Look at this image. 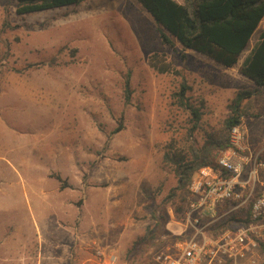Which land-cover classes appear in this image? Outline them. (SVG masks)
<instances>
[{
    "label": "rangeland",
    "instance_id": "rangeland-1",
    "mask_svg": "<svg viewBox=\"0 0 264 264\" xmlns=\"http://www.w3.org/2000/svg\"><path fill=\"white\" fill-rule=\"evenodd\" d=\"M16 5L0 0V264H157L183 221L165 155L218 139L245 91V144L264 149V88L240 73L264 20L226 68L164 45L136 0L24 16ZM154 53L170 73L149 65Z\"/></svg>",
    "mask_w": 264,
    "mask_h": 264
},
{
    "label": "trees",
    "instance_id": "trees-1",
    "mask_svg": "<svg viewBox=\"0 0 264 264\" xmlns=\"http://www.w3.org/2000/svg\"><path fill=\"white\" fill-rule=\"evenodd\" d=\"M16 13L24 16L37 12L58 10L78 6L86 0H16ZM154 18L161 42L171 47L177 41L183 49L204 55L226 68L235 67L246 51L250 39L264 20V0H136ZM149 65L159 73H170L171 65L164 54L154 53ZM240 73L251 80L256 87L264 88V30L260 41L252 48L249 56L240 68ZM189 87L182 86L177 94L182 106L192 110L198 123L201 115L187 97ZM253 96L245 91L232 101L230 115L225 121L224 134L218 139L207 140L201 148L189 150L176 149L165 155V161L173 166L177 186L168 199L173 202L177 216H183L189 200V187L194 174L203 167L218 169L221 152L230 147V130L243 123L245 111L243 102ZM244 220L238 215L228 218L224 224H218L214 234L231 225H239L249 220V211H245ZM163 226L167 224L164 216ZM159 234V230L155 232ZM155 234L151 233L142 241L150 246ZM177 239V237H175ZM156 263V262H155Z\"/></svg>",
    "mask_w": 264,
    "mask_h": 264
},
{
    "label": "built area",
    "instance_id": "built-area-1",
    "mask_svg": "<svg viewBox=\"0 0 264 264\" xmlns=\"http://www.w3.org/2000/svg\"><path fill=\"white\" fill-rule=\"evenodd\" d=\"M242 125L230 130V147L218 169L193 176L178 239L155 256L157 264H260L264 260V149L245 144ZM247 222L213 230L238 215Z\"/></svg>",
    "mask_w": 264,
    "mask_h": 264
}]
</instances>
